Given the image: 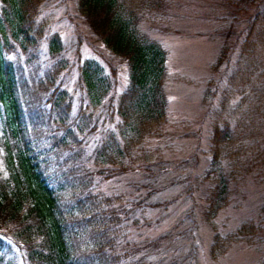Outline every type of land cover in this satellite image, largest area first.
<instances>
[{"label":"trees","instance_id":"1","mask_svg":"<svg viewBox=\"0 0 264 264\" xmlns=\"http://www.w3.org/2000/svg\"><path fill=\"white\" fill-rule=\"evenodd\" d=\"M50 1L0 0V264H146L158 243L133 234L150 224L143 212L154 188L132 196V183L108 185L134 173L151 178L162 161L155 145L171 120L169 49L154 34L167 31L175 0H75L96 39L126 65L119 91L114 63L106 71L96 57L64 58ZM235 5L202 91L208 162L196 180L214 260L264 234L261 214L228 231L216 221L240 205L246 180L264 173V0Z\"/></svg>","mask_w":264,"mask_h":264},{"label":"rangeland","instance_id":"2","mask_svg":"<svg viewBox=\"0 0 264 264\" xmlns=\"http://www.w3.org/2000/svg\"><path fill=\"white\" fill-rule=\"evenodd\" d=\"M235 3L240 5L242 0H175L174 6L164 15L167 31H155L154 35L169 49L166 90L172 97L166 136L156 140L155 145L159 149L158 155L163 156L162 161L153 165L157 174L151 178L134 173L121 176L113 186L108 185L124 190L132 183L138 188L133 189L132 196L154 188L143 212L150 224L141 230L134 229L133 234L139 240L149 236V240L158 243L157 247H148L147 257L152 259L146 264L171 261H176L175 264H191L190 261L193 264H258L264 254L262 234L258 245L238 243L216 260L209 257L212 232L202 219L204 190L196 180L208 162L205 153L208 128L203 117L202 91L221 45L220 24L225 16L232 18L235 15ZM74 7L75 0H51L48 5V10L53 13L52 30L58 31L63 41L64 58L77 63L78 59L96 57L106 71L114 63L119 79L116 87L121 90L127 79L126 65L96 39ZM237 16V20L243 19V14ZM164 25L163 22L160 27ZM72 73L73 81L77 76L75 66ZM70 85L73 87V83ZM76 89L77 97L82 92L78 85ZM161 145L167 147L163 152ZM242 191L245 197L238 199L240 205H235L236 199L234 205L223 209L216 217L222 231L232 230L244 218L257 214L264 216L261 209L264 205V173L248 178ZM164 252L172 257L160 256Z\"/></svg>","mask_w":264,"mask_h":264}]
</instances>
